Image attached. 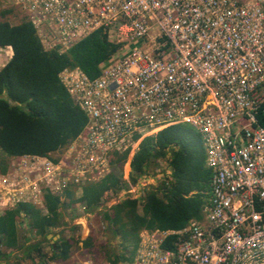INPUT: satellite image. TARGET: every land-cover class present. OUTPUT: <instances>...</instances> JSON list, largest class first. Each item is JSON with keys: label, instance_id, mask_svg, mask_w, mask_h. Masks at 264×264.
<instances>
[{"label": "built area", "instance_id": "1", "mask_svg": "<svg viewBox=\"0 0 264 264\" xmlns=\"http://www.w3.org/2000/svg\"><path fill=\"white\" fill-rule=\"evenodd\" d=\"M15 7L45 50L63 53L98 29L121 46L93 78L77 66L59 72L86 124L58 154L11 157L17 162L0 172V213L19 202L46 212L44 194L69 185L78 197L81 185L110 172L113 153L138 149L136 136L184 124L200 136L211 171L202 216L180 229L141 230L132 257L115 264H264V0H15ZM145 176L133 184L123 177L126 187L105 198L127 193L142 207L154 186ZM80 208L77 225L89 217ZM20 221L39 238L24 215ZM58 261L46 263L114 264Z\"/></svg>", "mask_w": 264, "mask_h": 264}, {"label": "trees", "instance_id": "2", "mask_svg": "<svg viewBox=\"0 0 264 264\" xmlns=\"http://www.w3.org/2000/svg\"><path fill=\"white\" fill-rule=\"evenodd\" d=\"M8 12L7 9L1 11L0 20V48L9 46L12 50L11 57L0 68L1 173L6 172L10 157L55 155L77 137L87 118L60 82L59 72L77 66L93 78L100 73L99 64L121 46L98 29L63 53L45 50L32 24L25 18L11 24L5 19ZM258 119L264 126V111L258 112ZM135 138L138 149L134 153H113L110 172L96 182L81 185L78 198L75 197L77 187L69 185L60 195L44 194L46 212L31 202H19L0 213V247L4 250L22 248L27 256L36 253L41 257V264H47L41 244L49 241L48 234L61 227L57 233L59 238L49 244L51 258H69L72 246L80 238L64 237L62 231L79 227L65 220L64 208L72 202L84 204L87 212L97 210L105 196L108 197L107 191L117 193L126 187L123 177L136 183L138 177L153 170L161 157L167 163L169 175L149 187L141 212L137 200L129 195L106 205L107 209L102 211L109 232L114 238L119 237L120 242L119 251L111 247L105 251V256L114 264L127 261L132 257V248L141 230L180 229L190 219H200L202 206L207 201L211 171L205 165V152L198 133L177 124L166 126L153 136ZM21 215L39 237L24 245H19L18 241L17 218ZM91 239L90 236L84 238L83 245L91 246ZM7 257L8 253L0 249V259Z\"/></svg>", "mask_w": 264, "mask_h": 264}, {"label": "rangeland", "instance_id": "3", "mask_svg": "<svg viewBox=\"0 0 264 264\" xmlns=\"http://www.w3.org/2000/svg\"><path fill=\"white\" fill-rule=\"evenodd\" d=\"M9 10L10 12H8L5 16V19L8 20L11 24H15L18 23L21 20V13L18 11V9L15 7V0H0V20L2 19L1 16V11L3 10ZM11 53V49L9 47H3L0 48V66H2L8 59L9 54ZM156 163V165L153 168V173H159L160 174V179L162 177H167L166 174V168L167 167V163L165 161V159L162 157L159 158ZM16 163L17 159H12L10 157L9 159V166L7 167L6 171L9 169V167L11 166L12 163ZM160 163V164H159ZM159 169V170H158ZM155 170V172H154ZM158 170V171H157ZM146 176L144 177V180H148L149 182L151 181L153 183L154 186L157 185V183L159 182L158 180L154 179L153 177L151 178L149 175L145 174ZM143 177H138L137 180H140ZM152 179V180H151ZM158 179V178H157ZM109 195V194H108ZM128 194H123V196H120L121 199L122 197L127 196ZM109 196H113L109 195ZM76 197V195H75ZM64 199V197H63ZM105 200H102L101 203V207L98 208L97 210L93 211V212H87V214L89 215V217H86L85 219L83 218V223L87 225L88 230H86L84 228H81V226L79 227V229H76L74 231H72L71 229L68 228H64V230L62 231V235L64 237H69L72 236L74 239H78L80 238L78 241H76L74 243V245L72 246V251L71 254L69 255V258L64 259V260H60V261H68V259H70L69 262L75 260V259H79V258H84V257H91V258H95V259H102V258H107L105 256V251L107 249H110L111 247H113L116 250H120L119 247V237L114 238L111 233L109 232L106 223L103 221L102 219V211L106 210L108 206L106 205H111L114 202L110 203V198H104ZM65 200V199H64ZM106 201H109V203H107ZM68 203V202H66ZM109 210V209H108ZM138 210H141V207L138 206ZM64 212H65V217H66V221L70 223H72V221H75L76 218L81 215V208L79 204H71L67 205L66 208H64ZM86 212V211H84ZM74 217V218H73ZM61 228V227H60ZM60 228H57L55 230H53V234L50 233L47 235L48 237H56V239L59 238V235L57 234L58 231L60 230ZM17 229H18V241H19V245H24V244H28L30 242L35 241V239H39L36 238L35 236L32 235L31 232H28L24 229L21 221H20V216L17 218ZM82 229V231H81ZM91 229V230H90ZM91 237V241H92V245L89 247H85L83 245V239L86 237ZM55 239V240H56ZM42 247V253L45 254L46 256L44 257L45 262L47 261H51V247L49 245L48 242H42L41 244ZM0 249L2 251H4L5 253H8V257L6 259H0V264H30L29 262H27L29 260V258H35V259H39L38 262L41 263V257L38 256L36 253H31L29 256H27L26 254L22 253V248L21 249H15L16 253L18 255H21V257H18L17 254H12V252L9 253V251H11V249L8 250H4L3 248L0 247ZM51 259V260H50ZM55 261V260H53ZM58 261V262H60ZM67 262V263H69Z\"/></svg>", "mask_w": 264, "mask_h": 264}, {"label": "crops", "instance_id": "4", "mask_svg": "<svg viewBox=\"0 0 264 264\" xmlns=\"http://www.w3.org/2000/svg\"><path fill=\"white\" fill-rule=\"evenodd\" d=\"M10 57H11V53L9 54L7 61L9 60ZM7 61H6V62H7ZM6 62H5V63H6ZM5 63H4V64H5ZM4 64H3V65H4ZM3 65L0 66V68L3 67ZM80 195H81V193H80ZM65 220H66V217H65ZM67 222H68V221H67ZM68 223H69V222H68ZM79 226H81V228L83 229V231H84V228H85L86 230H88L87 225L83 223V218L80 219V224H79ZM82 229H81V231H82ZM90 230H91V229H90ZM48 239H49L48 243L51 244V241H52L53 237H48Z\"/></svg>", "mask_w": 264, "mask_h": 264}, {"label": "clouds", "instance_id": "5", "mask_svg": "<svg viewBox=\"0 0 264 264\" xmlns=\"http://www.w3.org/2000/svg\"><path fill=\"white\" fill-rule=\"evenodd\" d=\"M11 54H12V50H11ZM157 160H158V159H157ZM152 171H153V170H151L150 172H148V174H150ZM77 190H78V189H77ZM77 190H76V191H77ZM75 195H76V193H75ZM76 197H77V196H76ZM78 197H79V196H78ZM78 197H77V198H78ZM130 197H131V196H130ZM116 202H117V201H116ZM116 202H114V203H116ZM112 204H113V203H112ZM83 205H84V204H83ZM138 206H139V205H138ZM84 210H85V209H84ZM86 212H87V211H86ZM140 212H141V210H140ZM73 218H74V217H73ZM72 224H75L74 221H72ZM78 227H80V226L78 225ZM78 229H79V228H78Z\"/></svg>", "mask_w": 264, "mask_h": 264}, {"label": "water", "instance_id": "6", "mask_svg": "<svg viewBox=\"0 0 264 264\" xmlns=\"http://www.w3.org/2000/svg\"><path fill=\"white\" fill-rule=\"evenodd\" d=\"M55 239H56V237H54V238L52 239V241H51V244H53V243H54Z\"/></svg>", "mask_w": 264, "mask_h": 264}]
</instances>
